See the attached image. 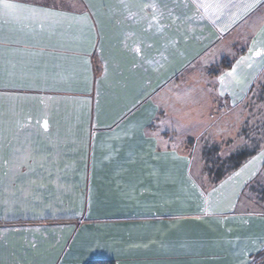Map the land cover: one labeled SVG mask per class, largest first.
Listing matches in <instances>:
<instances>
[{
    "label": "crops",
    "instance_id": "1",
    "mask_svg": "<svg viewBox=\"0 0 264 264\" xmlns=\"http://www.w3.org/2000/svg\"><path fill=\"white\" fill-rule=\"evenodd\" d=\"M92 260L264 264V0H0V264Z\"/></svg>",
    "mask_w": 264,
    "mask_h": 264
},
{
    "label": "trees",
    "instance_id": "2",
    "mask_svg": "<svg viewBox=\"0 0 264 264\" xmlns=\"http://www.w3.org/2000/svg\"><path fill=\"white\" fill-rule=\"evenodd\" d=\"M242 158H245V156H243ZM86 264H115V263L111 260H92V261L87 262Z\"/></svg>",
    "mask_w": 264,
    "mask_h": 264
},
{
    "label": "snow or ice",
    "instance_id": "3",
    "mask_svg": "<svg viewBox=\"0 0 264 264\" xmlns=\"http://www.w3.org/2000/svg\"><path fill=\"white\" fill-rule=\"evenodd\" d=\"M15 5L13 4H4V8L8 11H11V10H14L15 9ZM249 7H254V5H250ZM258 54V53H257ZM45 127H47V122L45 121V124H44ZM240 173H237V175H239Z\"/></svg>",
    "mask_w": 264,
    "mask_h": 264
}]
</instances>
